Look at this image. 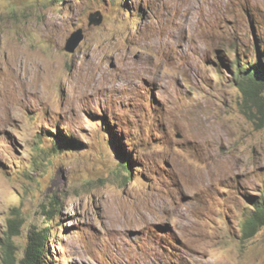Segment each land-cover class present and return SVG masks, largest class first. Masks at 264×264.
<instances>
[{"label":"rangeland","instance_id":"obj_1","mask_svg":"<svg viewBox=\"0 0 264 264\" xmlns=\"http://www.w3.org/2000/svg\"><path fill=\"white\" fill-rule=\"evenodd\" d=\"M215 1L0 0V264H264V0Z\"/></svg>","mask_w":264,"mask_h":264},{"label":"trees","instance_id":"obj_2","mask_svg":"<svg viewBox=\"0 0 264 264\" xmlns=\"http://www.w3.org/2000/svg\"><path fill=\"white\" fill-rule=\"evenodd\" d=\"M239 86L243 93L245 104L250 110V115L256 119L261 126L264 125V65L254 64L246 66L240 72ZM256 113L253 114V110ZM123 167L133 174L134 170L129 160L124 162ZM56 209V204L53 205ZM255 209V210H254ZM58 213L56 209L54 211ZM264 227V198H255L251 214L246 217L243 228V236L252 238ZM21 231V224L16 220H10L7 243L3 245V262L4 264H18L16 257V248L13 242L14 237L18 236ZM46 235L42 232H35L31 235V242L26 250L25 258L22 264H42L43 256L46 252Z\"/></svg>","mask_w":264,"mask_h":264},{"label":"water","instance_id":"obj_3","mask_svg":"<svg viewBox=\"0 0 264 264\" xmlns=\"http://www.w3.org/2000/svg\"><path fill=\"white\" fill-rule=\"evenodd\" d=\"M91 21H92L91 23L99 24V21H96V20H91ZM83 39H84V35L82 31H78L74 33L72 37L68 40L66 51L70 53H74Z\"/></svg>","mask_w":264,"mask_h":264},{"label":"bare ground","instance_id":"obj_4","mask_svg":"<svg viewBox=\"0 0 264 264\" xmlns=\"http://www.w3.org/2000/svg\"><path fill=\"white\" fill-rule=\"evenodd\" d=\"M214 1H215V0H214ZM218 1H221V0H218ZM218 1H217V3L219 4ZM202 2H203V1H202ZM215 2H216V1H215ZM215 4H216V3H215ZM215 4H214V5H215ZM208 7H209V6H208ZM218 7H219V6H218ZM215 8H216V7H215ZM224 8H225V7H224ZM210 9H211V8H210ZM217 9H219V8H217ZM213 10H214V9H213ZM213 10H212V11H213ZM209 11H210V10H208V13H209ZM212 11H211V12H212ZM211 12H210V14H211ZM214 12H215V11H214ZM222 13H223V12H222ZM177 54H178V53H177ZM190 73H191V72H190ZM170 76H171V75H170ZM175 77H176V76H175ZM163 82H164V81H163ZM262 86H264V85H262ZM247 112H248V111H247ZM252 113H253V112H252ZM248 116H249V115H248ZM249 119H250V118H249ZM255 123H256V122H255ZM217 141H218V140H217ZM164 205H165V204H164ZM160 207H161V205H160ZM164 207H165V206H164ZM254 210H255V209H254Z\"/></svg>","mask_w":264,"mask_h":264}]
</instances>
